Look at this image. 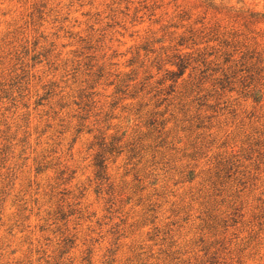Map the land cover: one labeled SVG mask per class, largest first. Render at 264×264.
<instances>
[{"label":"rangeland","instance_id":"rangeland-1","mask_svg":"<svg viewBox=\"0 0 264 264\" xmlns=\"http://www.w3.org/2000/svg\"><path fill=\"white\" fill-rule=\"evenodd\" d=\"M0 264H264V0H0Z\"/></svg>","mask_w":264,"mask_h":264},{"label":"trees","instance_id":"trees-1","mask_svg":"<svg viewBox=\"0 0 264 264\" xmlns=\"http://www.w3.org/2000/svg\"><path fill=\"white\" fill-rule=\"evenodd\" d=\"M177 66L180 67V69L177 72L171 71L170 74H174V73L180 74L182 72L181 66L183 67V65H181V59L177 62Z\"/></svg>","mask_w":264,"mask_h":264}]
</instances>
